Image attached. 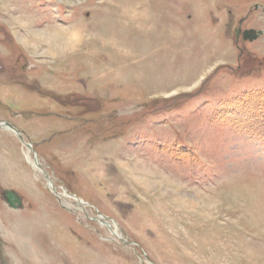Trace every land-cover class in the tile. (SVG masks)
Returning <instances> with one entry per match:
<instances>
[{
	"label": "rangeland",
	"instance_id": "1",
	"mask_svg": "<svg viewBox=\"0 0 264 264\" xmlns=\"http://www.w3.org/2000/svg\"><path fill=\"white\" fill-rule=\"evenodd\" d=\"M0 121V264H264V0H0Z\"/></svg>",
	"mask_w": 264,
	"mask_h": 264
},
{
	"label": "water",
	"instance_id": "2",
	"mask_svg": "<svg viewBox=\"0 0 264 264\" xmlns=\"http://www.w3.org/2000/svg\"><path fill=\"white\" fill-rule=\"evenodd\" d=\"M262 32L259 30H255V29H250V30H245L243 32V38L244 39H249V40H253L255 38H257L259 36V34H261ZM2 123H5V124H8L9 126H11L10 123H7V122H2ZM1 124V123H0ZM8 126V127H9ZM12 127V126H11ZM19 135L22 137V135L19 133ZM23 138V137H22ZM26 143V142H25ZM8 200L10 201L11 205L14 206V207H17V201H18V198L15 196V194L12 193V195L9 196Z\"/></svg>",
	"mask_w": 264,
	"mask_h": 264
},
{
	"label": "bare ground",
	"instance_id": "3",
	"mask_svg": "<svg viewBox=\"0 0 264 264\" xmlns=\"http://www.w3.org/2000/svg\"><path fill=\"white\" fill-rule=\"evenodd\" d=\"M3 124H5V123H3ZM8 125V124H7ZM12 126V125H11ZM10 127V126H9ZM12 128V127H11ZM29 145H31V144H29ZM29 145H27L28 146V148H29V150L26 152V155H27V157L30 159V161H31V163H33V165H35V166H39V161L35 158V159H33V157L31 156V148H30V146ZM32 146V145H31ZM62 195L63 196H68V193H66V192H62ZM77 198V197H76ZM84 203H85V201H83Z\"/></svg>",
	"mask_w": 264,
	"mask_h": 264
}]
</instances>
